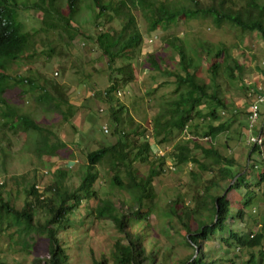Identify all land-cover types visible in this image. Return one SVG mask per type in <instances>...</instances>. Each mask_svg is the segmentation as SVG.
<instances>
[{"label": "trees", "instance_id": "obj_1", "mask_svg": "<svg viewBox=\"0 0 264 264\" xmlns=\"http://www.w3.org/2000/svg\"><path fill=\"white\" fill-rule=\"evenodd\" d=\"M81 1L0 0V128L14 136L31 137L33 152L42 161L74 159V151L53 126L59 119L69 123L77 113V104L53 76L38 69L15 74L8 63L32 66L41 44L47 49L45 67L55 55L60 56L59 49L70 51L79 37L74 17ZM91 4L97 11L94 23L100 29L95 43L107 61L110 84L93 95L108 107V124L115 141L106 142L100 134V147L86 153L84 165L73 172V166L51 168L47 172L51 179L42 187L35 172L22 175L12 188H7V180L0 176V243L7 239L27 251L31 240L42 238L46 253L31 264H69L71 235L76 226L84 228L89 217L110 221L118 234L109 258L93 264H264V211L261 218L249 221L251 213L264 205V143L248 148L242 166L236 156L222 153L211 141L229 130L231 122L221 121L222 114L232 109L228 116L233 120L242 113V100L230 108L220 95L226 87L220 81L227 78L241 84L244 67L225 45L206 42L188 55L186 42L173 38L166 46L172 57H179L178 71L164 60L167 53L142 49L144 34L163 25L170 27L181 18H211L215 28L228 24L264 40V0H91ZM25 9L43 16L40 27L32 32L24 30L20 19V11ZM136 11L146 23L145 33L139 28ZM113 21L120 26L118 33L106 30ZM140 55L147 71L174 79L170 92L159 98L149 130L115 98L117 92L137 81L134 61ZM161 63L165 71H161ZM155 83L161 87L166 82ZM248 87L252 101L246 106L250 108L256 99L252 97L264 89ZM22 99L45 108L46 114L54 113L56 121L50 125L21 111ZM249 115L247 110V135L253 133L249 131ZM183 134L187 138L181 141ZM161 146L167 148L165 157L157 155ZM167 161L172 171L191 165V195L185 199L178 196L158 218L169 226L181 227L176 235L193 251L183 260L168 255L160 259L147 225L150 214L160 216L154 203V179L164 173ZM71 172H76L77 186L69 183ZM114 191L128 197L116 199ZM81 212L84 221L78 218ZM253 222L260 224V230L254 232Z\"/></svg>", "mask_w": 264, "mask_h": 264}, {"label": "rangeland", "instance_id": "obj_2", "mask_svg": "<svg viewBox=\"0 0 264 264\" xmlns=\"http://www.w3.org/2000/svg\"><path fill=\"white\" fill-rule=\"evenodd\" d=\"M64 10L68 14V11ZM96 14L97 11L92 7L91 0H82L80 2L74 17V25L78 28L79 37L75 40L70 51L59 49L58 53L60 56L55 55L46 67L43 58L47 49L44 44H41L39 51L41 53L34 59L32 66H30L31 64L19 66L14 63H8L15 74H25L28 69H38L46 76H53L58 83L63 85L64 90L69 94L71 102L77 104V113L69 123L62 122L60 119L56 121L54 113L46 111V114L45 108H37L34 102L28 99L21 100L19 106L21 111L29 113L39 121L48 122L50 125L54 121L57 122L54 124L53 129L59 138L74 151V159L69 162H63L58 158L42 161L33 152L34 142L31 137L25 134L14 136L1 127L0 176L1 180H7V188L15 187L22 175L30 176L33 172L38 175V184L42 187L51 179V176L47 173L51 168L55 170L59 167L67 166L71 168L73 166L70 169L73 172L78 166L84 165L86 163V153L100 147L101 139L103 138L100 134L105 135L103 140H107L106 142L115 141V138L111 137L113 129L108 124V107L103 101L98 100L93 95L94 93L102 92L110 85L106 75L107 61L95 43L96 33L100 31L99 27L94 23ZM135 15L140 30L145 33L146 23L141 13L136 11ZM42 17L40 13H35L30 9L20 11L23 28L30 32L40 27ZM106 27V30L112 33L120 31V26L114 21L108 23ZM173 38H180L186 42L188 55H192L191 52H196L201 46L199 44H205L206 42L219 47L225 45L229 53L244 67L241 74V84L239 82L236 83V81H229L227 78L220 81L223 85H226L225 88H222L223 90H220V95L226 100L230 108H236L240 100L243 103L241 105L242 109L239 110L242 112L239 114L240 117H236L233 120L229 119L228 115L232 112V109L221 115V121H229L231 123L228 132L224 133L225 135H220L214 144L222 153H231L236 156L235 158L244 166L246 153L248 148H250L248 133L245 131V126L247 125L245 115L247 110H250L246 104L252 101L251 96H248V91L250 92L248 86L251 88L256 86L257 90L259 88L264 89V40L255 33H242L240 29L228 24H224L220 29L215 28L211 18H194L192 20L181 18L170 27L163 25L151 33L144 34L142 49L148 52L160 51L161 53H167V57H164V60L169 63V68L175 71L180 69L179 57H172L170 48L166 46V43ZM143 58L140 55L134 61L137 81L134 82L131 88L127 86V89L123 88L119 91L120 93L117 92L115 98L128 108L138 123H141L149 130L151 128L150 120L158 111L159 98L165 97L170 92V83L174 79L161 76L154 71H147L140 62ZM118 64L121 65L120 62ZM161 66L163 67L161 71H165L166 67L163 63H161ZM156 81L166 83L161 87H157ZM255 97L256 95L252 98L254 99ZM94 122L97 123L92 125ZM258 125L259 127H264V102L260 104ZM104 128H107L109 133H105ZM185 137L187 138L183 134L179 140H185ZM166 149V147L161 146L159 151L163 150L166 152ZM169 165H171V162L167 161L164 173L154 179V188L157 195L154 203L160 216L157 217L153 213L150 214L147 225L152 233L151 241L156 245L155 249L160 252V259L163 255H168L169 258L174 260H183L190 256L193 251L181 240L179 235H176V233L180 232L179 229L181 227L177 224L169 226L164 219L158 218L162 217V210L166 209L167 205L178 196L185 199V196L191 195L188 188L190 187L189 170L191 165L177 167L175 171L169 169ZM72 172L69 183L77 186L76 172ZM112 195L116 199L128 197V195L119 191H114ZM186 203H189V199L186 200ZM256 210L257 213H251L250 222L253 221V218L259 219L262 217L264 205H260ZM83 215V212L78 213L80 221H84ZM86 219L89 220L85 227L76 226L74 228L76 230L75 234L71 235L73 238H71L68 245L69 264H93L96 260L109 258L112 245L118 237L114 224L110 221H96L89 217ZM235 228H238V226ZM253 230L254 232L260 230V224L256 225L253 222ZM7 241V239H2V243H0V262L4 264H31L34 258L42 256L47 250L46 241L42 238L31 240V248L27 251L23 250L21 246L11 245Z\"/></svg>", "mask_w": 264, "mask_h": 264}, {"label": "built area", "instance_id": "obj_3", "mask_svg": "<svg viewBox=\"0 0 264 264\" xmlns=\"http://www.w3.org/2000/svg\"><path fill=\"white\" fill-rule=\"evenodd\" d=\"M264 102V95L259 94L256 96V99L254 103H252L250 107V115H249V131L253 132L249 134L248 142L249 145L252 146H261L263 145V137L260 134L255 133L256 131H259V125L258 122L260 120V104ZM105 133H108V129L104 128ZM209 138L206 137L205 140H208ZM159 154L163 155L162 151H159Z\"/></svg>", "mask_w": 264, "mask_h": 264}, {"label": "clouds", "instance_id": "obj_4", "mask_svg": "<svg viewBox=\"0 0 264 264\" xmlns=\"http://www.w3.org/2000/svg\"><path fill=\"white\" fill-rule=\"evenodd\" d=\"M262 130H264V127H260V130L259 131H262ZM186 131V130H185ZM108 133H109V131H108ZM259 133V135L261 134L262 135V137H263V131H262V133L261 132H258ZM257 133V134H258ZM209 138V137H208ZM249 138V137H248ZM205 139V138H204ZM212 141V143L213 144H215V141H213V140H211ZM263 143H264V137H263ZM250 146H252V145H250ZM162 152H163V155H161V154H159V156H161V157H165V154H166V152H164L163 150H162Z\"/></svg>", "mask_w": 264, "mask_h": 264}, {"label": "crops", "instance_id": "obj_5", "mask_svg": "<svg viewBox=\"0 0 264 264\" xmlns=\"http://www.w3.org/2000/svg\"><path fill=\"white\" fill-rule=\"evenodd\" d=\"M263 131V130H262ZM262 131H257V132H261L262 133ZM248 137H249V135H248Z\"/></svg>", "mask_w": 264, "mask_h": 264}]
</instances>
